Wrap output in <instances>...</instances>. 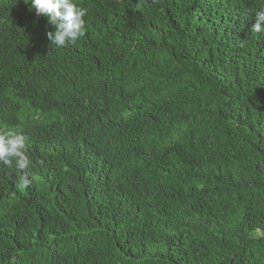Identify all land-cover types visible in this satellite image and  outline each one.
Listing matches in <instances>:
<instances>
[{
	"label": "trees",
	"instance_id": "1",
	"mask_svg": "<svg viewBox=\"0 0 264 264\" xmlns=\"http://www.w3.org/2000/svg\"><path fill=\"white\" fill-rule=\"evenodd\" d=\"M74 2L0 0V264H264V0Z\"/></svg>",
	"mask_w": 264,
	"mask_h": 264
},
{
	"label": "clouds",
	"instance_id": "2",
	"mask_svg": "<svg viewBox=\"0 0 264 264\" xmlns=\"http://www.w3.org/2000/svg\"><path fill=\"white\" fill-rule=\"evenodd\" d=\"M30 8L35 10L38 17H46L48 24L53 26L54 30L47 32V38L57 48L74 44L85 35L87 10L74 0H31ZM254 20L253 31L264 33V9L255 13ZM25 141L26 137L20 133L0 134V163L11 166L15 161L21 171L20 184L27 188L31 183L27 171L31 161L26 154Z\"/></svg>",
	"mask_w": 264,
	"mask_h": 264
}]
</instances>
